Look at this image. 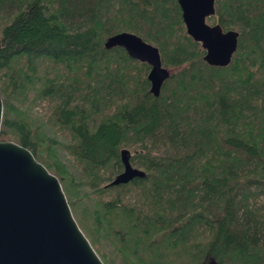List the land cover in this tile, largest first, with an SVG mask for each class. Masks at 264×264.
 <instances>
[{
	"label": "trees",
	"instance_id": "16d2710c",
	"mask_svg": "<svg viewBox=\"0 0 264 264\" xmlns=\"http://www.w3.org/2000/svg\"><path fill=\"white\" fill-rule=\"evenodd\" d=\"M214 8L238 32L226 66L177 0H0V141L59 179L104 264H264V0ZM122 31L158 48V96L148 63L105 48ZM122 149L145 176L110 185Z\"/></svg>",
	"mask_w": 264,
	"mask_h": 264
},
{
	"label": "water",
	"instance_id": "95a60500",
	"mask_svg": "<svg viewBox=\"0 0 264 264\" xmlns=\"http://www.w3.org/2000/svg\"><path fill=\"white\" fill-rule=\"evenodd\" d=\"M214 1L177 0L187 34L206 51L203 60L226 66L238 32L206 22L215 13ZM104 46L123 47L131 58L148 63L149 91L159 95L170 72L157 47L126 31L108 37ZM2 112L0 98V126ZM120 159L123 170L110 185L145 176L131 164L128 149L120 151ZM0 264H104L78 226L59 179L29 149L12 141H0Z\"/></svg>",
	"mask_w": 264,
	"mask_h": 264
},
{
	"label": "rangeland",
	"instance_id": "374dc122",
	"mask_svg": "<svg viewBox=\"0 0 264 264\" xmlns=\"http://www.w3.org/2000/svg\"><path fill=\"white\" fill-rule=\"evenodd\" d=\"M36 111L38 113H42L43 112V110L41 108L36 109ZM59 150H60L59 152H60L61 157L63 158V160L65 162H67V164L71 165L73 163V159L68 154H66L65 151H63L62 149L59 148Z\"/></svg>",
	"mask_w": 264,
	"mask_h": 264
},
{
	"label": "flooded vegetation",
	"instance_id": "af4514ba",
	"mask_svg": "<svg viewBox=\"0 0 264 264\" xmlns=\"http://www.w3.org/2000/svg\"><path fill=\"white\" fill-rule=\"evenodd\" d=\"M213 25V24H212Z\"/></svg>",
	"mask_w": 264,
	"mask_h": 264
}]
</instances>
